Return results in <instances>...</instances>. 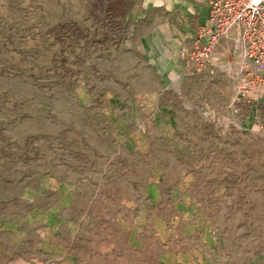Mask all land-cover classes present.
<instances>
[{"label":"rangeland","instance_id":"1","mask_svg":"<svg viewBox=\"0 0 264 264\" xmlns=\"http://www.w3.org/2000/svg\"><path fill=\"white\" fill-rule=\"evenodd\" d=\"M172 18L0 0V264H264V84Z\"/></svg>","mask_w":264,"mask_h":264},{"label":"built area","instance_id":"2","mask_svg":"<svg viewBox=\"0 0 264 264\" xmlns=\"http://www.w3.org/2000/svg\"><path fill=\"white\" fill-rule=\"evenodd\" d=\"M225 38L242 45L235 89L245 97L264 84V0H211L208 22L198 27L189 58L199 69L208 66Z\"/></svg>","mask_w":264,"mask_h":264},{"label":"crops","instance_id":"3","mask_svg":"<svg viewBox=\"0 0 264 264\" xmlns=\"http://www.w3.org/2000/svg\"><path fill=\"white\" fill-rule=\"evenodd\" d=\"M154 8L159 11L171 13L173 19V26L169 27L170 36L165 37L170 39V44L176 45L184 37L193 36L196 39L197 30L200 25L208 22L210 13L211 0H147ZM158 39L161 42L160 32ZM149 38H147V41ZM190 49V47H189ZM227 49L230 51L241 50L242 45L236 43L231 38L223 39L217 46L215 52V60L219 59V53ZM182 57V56H181ZM15 231L18 230L12 223H9L5 229Z\"/></svg>","mask_w":264,"mask_h":264}]
</instances>
